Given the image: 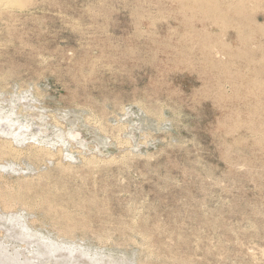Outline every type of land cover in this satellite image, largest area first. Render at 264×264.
I'll list each match as a JSON object with an SVG mask.
<instances>
[{
	"label": "rangeland",
	"instance_id": "obj_1",
	"mask_svg": "<svg viewBox=\"0 0 264 264\" xmlns=\"http://www.w3.org/2000/svg\"><path fill=\"white\" fill-rule=\"evenodd\" d=\"M24 1L0 12V243L31 264L48 243L120 264H264V0Z\"/></svg>",
	"mask_w": 264,
	"mask_h": 264
},
{
	"label": "bare ground",
	"instance_id": "obj_2",
	"mask_svg": "<svg viewBox=\"0 0 264 264\" xmlns=\"http://www.w3.org/2000/svg\"><path fill=\"white\" fill-rule=\"evenodd\" d=\"M37 1V0H36ZM43 1V0H42ZM193 1V0H192ZM211 0H198L197 2H198V4L197 5H199V7L198 8H200V9H207V11L206 12H209L208 11V4H209V2H210ZM224 1V0H223ZM230 2H232L233 0H229ZM241 1V0H240ZM29 2V1H28ZM160 2H162V1H160ZM173 2V1H172ZM188 2V1H187ZM186 2V3H187ZM190 2V1H189ZM188 2V3H189ZM196 2V3H197ZM212 3L213 2H215V3H218L219 2V0H212L211 1ZM221 3H222V1H220ZM227 2V1H226ZM23 3H27V1L25 2L24 0H0V12H3V11H7V10H22L23 9ZM34 3V2H33ZM171 3V2H170ZM192 3V2H191ZM195 3V4H196ZM235 3V2H234ZM236 3H237V0H236ZM256 3V2H255ZM183 4V3H182ZM193 4H194V2L192 3V6H193ZM194 4V5H195ZM214 4V3H213ZM212 4V5H213ZM227 4V3H226ZM246 4V3H245ZM245 4H244V6H245ZM260 4V3H259ZM262 4H263V2H262ZM36 5V4H35ZM34 5V6H35ZM56 5V4H55ZM188 5V4H187ZM222 5V4H221ZM236 5V4H235ZM240 5V4H239ZM242 5V7L243 8H241L240 10H242V9H245L244 8V6H243V4H241ZM32 7V5L29 3V7ZM176 6L178 7V5L176 4ZM189 6H190V4H189ZM238 6V5H237ZM247 6V5H246ZM36 7V6H35ZM177 7L175 8V9H177ZM211 6H209V8H210ZM217 7H219V6H217ZM222 7H224V6H222ZM227 7V6H226ZM232 7V6H231ZM249 7V6H248ZM190 8V7H189ZM197 8V7H196ZM220 8V7H219ZM240 8V7H239ZM26 9V8H25ZM192 9H193V7H192ZM214 9V8H213ZM210 10V9H209ZM212 10V9H211ZM210 10V11H211ZM223 10V9H222ZM234 10V9H233ZM235 10H237V9H235ZM239 10V11H240ZM213 11V10H212ZM230 11H232V10H230ZM242 11H244V10H242ZM249 12H250V10H248ZM202 12V11H201ZM227 12H229V10H227ZM234 12V11H233ZM246 12H247V10H246ZM211 13V12H210ZM237 13H239V12H237ZM244 13V12H243ZM141 14H142V12H141ZM140 14V15H141ZM201 14V13H200ZM202 14H204V13H202ZM202 14H201V16H202ZM212 14V13H211ZM215 14V13H214ZM213 14V15H214ZM230 14V13H229ZM248 14V13H247ZM253 13H251V15H252ZM1 15V14H0ZM216 16L217 15H219V14H215ZM214 15V16H215ZM231 15H232V13H231ZM243 15V14H242ZM248 15H250V14H248ZM200 16V15H199ZM237 16V15H236ZM245 15H243V17H244ZM197 17V16H196ZM229 17H231V16H229ZM238 17V16H237ZM241 17V13H240V16H239V18ZM245 17H248V16H245ZM250 17V16H249ZM248 17V18H249ZM204 18V17H203ZM224 18V17H223ZM253 18V16L251 17V19ZM30 19V18H29ZM28 19V20H29ZM205 19L207 20V18H206V16H205ZM209 19V18H208ZM212 19H213V17H212ZM240 19H242L243 20V18H240ZM245 20H247L246 18H244ZM26 20V19H25ZM210 20V19H209ZM225 20H227V19H225ZM230 20V19H229ZM250 20V19H249ZM203 21V20H202ZM221 21H222V19H221ZM239 21V20H238ZM244 21V20H243ZM2 22H4V21H2ZM210 22H211V20H210ZM213 22V21H212ZM211 22V23H212ZM231 22V21H230ZM234 22V21H233ZM232 22V23H233ZM246 22V21H245ZM251 22V21H250ZM20 23H21V21H20ZM24 23V22H23ZM225 23H227V21H225ZM240 23H242L243 24V22L242 21H240ZM247 23H248V21H247ZM257 23V22H256ZM1 24V23H0ZM8 24V23H7ZM12 24V23H11ZM224 24V23H223ZM228 24V23H227ZM230 24V23H229ZM239 24V23H238ZM238 24H237V26H238ZM241 24V25H242ZM251 24V23H250ZM250 24H249V26H247L248 28L250 27ZM15 26H16V24H14ZM18 25V24H17ZM225 25V24H224ZM232 25V24H231ZM244 25V24H243ZM252 25H254V23L252 22ZM257 25V24H256ZM260 24H258V26H259ZM262 26V25H261ZM6 28H7V26H5ZM11 27V26H10ZM239 27H241V26H239ZM243 27V26H242ZM246 27V28H247ZM257 27V26H256ZM255 27V28H256ZM263 27V26H262ZM1 28H3V27H1ZM0 28V29H1ZM9 28V27H8ZM13 28H14V26H13ZM12 28V29H13ZM22 28V27H21ZM224 28V27H223ZM234 28V27H233ZM245 28V29H246ZM252 28V27H251ZM10 29V28H9ZM228 29V28H227ZM257 29V28H256ZM5 30V29H4ZM242 30H244L243 28H242ZM255 30V29H254ZM263 30H264V28H263ZM9 31V30H8ZM223 31H225V29L223 30ZM256 31V30H255ZM4 32V31H3ZM237 32V31H236ZM249 32V31H248ZM257 33L256 34H260V32H258V31H256ZM209 33V32H208ZM238 33H240V32H238ZM264 33V32H263ZM262 33V34H263ZM205 34V33H204ZM258 34V35H259ZM4 35V34H3ZM192 35H193V33H192ZM196 35V34H195ZM194 35V36H195ZM212 35H214V34H212ZM244 35V34H243ZM8 37H9V35H7ZM197 36H199V35H197ZM237 36H239V34L237 35ZM252 36V35H251ZM257 36V35H256ZM2 36H0V38H1ZM8 37H7V40H8ZM186 37V36H185ZM202 37V36H201ZM203 37H206V38H204L205 40H207L208 38H209V36L207 37V35H203ZM212 37V36H211ZM240 37V36H239ZM249 37H250V35H249ZM260 37V36H259ZM258 37V38H259ZM192 38V37H191ZM190 38V39H191ZM200 38V37H199ZM198 38V39H199ZM215 38V37H214ZM216 38H218V37H216ZM243 38V37H242ZM253 38H254V36H253ZM262 38V37H261ZM260 38V39H261ZM189 39V38H188ZM194 39H196V38H194L193 37V40ZM197 39V41H199ZM250 39H251V37H250ZM263 40H264V36H263V38H262ZM2 40H4V39H1V41ZM6 40V39H5ZM4 40V41H5ZM6 40V41H7ZM10 40H12V39H10ZM184 40V39H183ZM193 40H189V41H191V43H192V41ZM238 40V39H237ZM247 40V39H246ZM6 41H5V43H6ZM187 41V40H186ZM185 41V42H186ZM241 41V40H240ZM244 41V40H243ZM251 41V40H250ZM250 41H248V43L250 42ZM181 42V41H180ZM180 42H178V44L180 43ZM258 42H260V41H258ZM8 43V42H7ZM203 43H204V40H203ZM208 43V42H207ZM247 43V44H248ZM255 43H256V41H255ZM261 43V42H260ZM259 43V44H260ZM188 43H185V45H187ZM200 44H202L201 42H200ZM206 44V43H205ZM211 45H212V41H211V43H210ZM210 44H208V45H210ZM247 44H245L244 46H246ZM250 44H252V43H249L248 44V46L250 45ZM258 44V45H259ZM196 45H198V44H196ZM207 45V46H208ZM181 46V45H180ZM183 46H184V44H183ZM195 46V45H194ZM213 46V45H212ZM251 46V45H250ZM256 46H257V44H256ZM173 47V46H172ZM191 47V46H190ZM195 47H197V46H195ZM214 47V46H213ZM252 47V46H251ZM17 48V47H16ZM187 48V47H186ZM188 48H189V44H188ZM198 49H200L199 47H197ZM247 48V47H246ZM245 48V49H246ZM250 48V47H249ZM181 49V48H180ZM195 49V48H194ZM207 49H208V47H207ZM211 49V48H210ZM213 49V48H212ZM218 49V48H217ZM260 49L262 50V47H261V44H260ZM190 50V49H189ZM192 50H193V44H192ZM192 50H190V51H192ZM215 50V49H214ZM223 50V49H222ZM194 51V50H193ZM192 51V52H193ZM197 51H200V50H197ZM206 51H208V50H206ZM240 51H241V49H240ZM242 51H243V49H242ZM252 51V50H251ZM188 52V51H187ZM186 52V53H187ZM200 52H202V50L200 51ZM264 52V51H263ZM174 53V52H173ZM199 53V52H198ZM214 53V52H213ZM175 54V53H174ZM192 54H194V53H192ZM195 54H197V53H195ZM194 54V55H195ZM254 54H256V53H254ZM253 54V55H254ZM178 55V54H177ZM181 55V54H180ZM180 55H178L179 57H180ZM200 55V54H199ZM250 55H251V53H250ZM206 56V55H205ZM204 56V57H205ZM175 57V56H174ZM195 57V56H194ZM203 57V56H202ZM207 57V56H206ZM176 59V58H175ZM196 59L197 58H195V59H193V60H195L196 61ZM205 59V58H204ZM208 60V59H207ZM207 60H206V62H207ZM245 60V59H244ZM250 60H252V59H250ZM243 61V60H242ZM227 62V61H226ZM229 62V61H228ZM227 62V63H228ZM232 62V61H231ZM234 62V61H233ZM244 62V61H243ZM211 63H212V60H211ZM211 63H210V65H211ZM201 64V63H200ZM199 64V65H200ZM209 63L207 62V65H208ZM245 64V63H244ZM257 64V63H256ZM204 65V64H203ZM206 65V64H205ZM217 65V64H216ZM215 65V66H216ZM225 65V64H224ZM242 65V64H241ZM255 65V64H254ZM212 66H213V64H212ZM222 66V65H221ZM244 66V65H243ZM255 66H257V65H255ZM201 67H199V69H200ZM245 68V67H244ZM263 68V67H262ZM205 69H206V66H205ZM209 69H211V67L209 68ZM218 69H219V67H218ZM241 68L239 67V70H240ZM259 69V68H258ZM200 70H202V69H200ZM212 70V69H211ZM228 70H230V69H228ZM242 70H243V68H242ZM249 70V69H248ZM248 70L246 71V73L248 72ZM209 71V70H208ZM204 72V71H203ZM227 72V71H226ZM226 72L224 73V74H226ZM235 72H236V70H235ZM249 72H251V70H249ZM200 73V72H199ZM206 73V72H205ZM210 73V72H209ZM212 73V72H211ZM230 73V72H229ZM253 73H255V71L253 72ZM212 74H214V73H212ZM219 74V73H218ZM217 74V75H218ZM238 74V73H237ZM240 75L239 76H241V73H239ZM256 74L258 75V73H255V76H256ZM211 75V74H210ZM215 75V74H214ZM219 75H221V74H219ZM218 75V76H219ZM228 75V74H227ZM262 75V74H261ZM260 75V76H261ZM206 77V76H205ZM220 77V76H219ZM227 77V76H226ZM225 77V78H226ZM231 77H233V76H231ZM245 77H246V75H245ZM262 77H263V75H262ZM200 78V77H199ZM211 78H213V77H211ZM216 78V77H215ZM214 78V79H215ZM236 78H238V77H236ZM244 78V77H243ZM208 80H209V78H207ZM213 79V80H214ZM212 79H210V81H211ZM221 80H222V77H221ZM220 80V81H221ZM227 80H228V78H227ZM230 81L232 80V79H229ZM228 80V81H229ZM234 80H235V78L233 79V82H234ZM240 80H242V79H240ZM224 81V80H223ZM222 81V82H223ZM262 81V80H261ZM226 83V82H225ZM236 83V82H235ZM241 83V82H240ZM262 83H264V82H262ZM205 84V83H204ZM218 84V83H217ZM228 84V83H227ZM232 84V83H231ZM219 85V84H218ZM233 86H234V84H232ZM244 85V84H243ZM261 85V83L259 82V86ZM237 86V88L238 87H242V85L241 86H238V85H236ZM246 86V85H245ZM245 86H243V88L245 87ZM247 86H249L250 87V85L248 84ZM207 87V86H206ZM229 87H230V85H229ZM217 88V87H216ZM215 88V89H216ZM219 88V87H218ZM218 88H217V90H218ZM253 88V87H252ZM231 90H232V87H231ZM236 90V89H235ZM241 90V89H240ZM243 90V89H242ZM246 90V89H245ZM244 90V91H245ZM220 91V90H219ZM218 91V92H219ZM237 91H238V89H237ZM215 92H217V91H215ZM217 92V93H218ZM239 93V92H238ZM237 93V94H238ZM219 94V93H218ZM223 94V93H222ZM234 94H236V93H234ZM220 95V94H219ZM219 95H216V96H218L219 97ZM246 95V94H245ZM223 96V95H222ZM226 96V95H225ZM212 98H214V96L212 97ZM234 98V97H233ZM232 98V99H233ZM238 99V98H237ZM240 99V98H239ZM238 99V100H239ZM241 99H242V97H241ZM214 100L216 101V98H214ZM245 100H246V98H245ZM245 100H243V101H245ZM262 101V100H261ZM0 102H1V100H0ZM229 102V101H228ZM241 102V101H240ZM25 103V102H24ZM23 103V104H24ZM262 103H263V101H262ZM26 104V103H25ZM24 104V105H25ZM27 104H28V102H27ZM248 104V103H247ZM23 105V106H24ZM254 105V104H253ZM28 106V105H27ZM231 106H233V105H231L230 104V107ZM248 106V105H247ZM234 107V106H233ZM232 107V108H233ZM251 107V106H250ZM30 108V107H29ZM224 108V107H223ZM242 108V107H241ZM256 108V107H255ZM237 109H239V108H237ZM237 109H235V110H237ZM230 110V109H229ZM247 110V109H246ZM238 111V110H237ZM252 111H253V109H252ZM249 111H247V113H248ZM251 112V111H250ZM254 113V112H253ZM235 115V114H234ZM260 115V114H259ZM226 117V116H225ZM234 117V116H233ZM239 117V116H238ZM237 117V118H238ZM236 118V117H235ZM10 118L9 117H0V125H1V123H3V121H6L7 122V124L9 125V129H11V128H13V127H11L12 126V122L10 123L9 120ZM225 119V118H224ZM227 119V118H226ZM240 120V119H239ZM237 121V120H236ZM244 121V120H243ZM238 122V121H237ZM236 122V123H237ZM235 123H233V125H234ZM17 125H19L18 127H16V129H15V131L16 132H12V133H10V137H12V139L16 142V144L18 145V143H20L21 144V142H23V141H26V139H27V136H25V134L26 135H28L27 133H24V135H22L23 133H22V131H24L23 130V126H25V125H23V126H21L20 124H18L17 123ZM229 125H232V124H230V121H229ZM232 125V126H233ZM238 126H239V123H238ZM11 127V128H10ZM248 127V126H247ZM3 128V127H2ZM27 129V128H26ZM236 129H237V127H236ZM241 129H242V127H241ZM7 130V129H6ZM1 131V130H0ZM8 131V130H7ZM13 131V130H12ZM249 131H252L251 130V128L249 129ZM26 132V131H25ZM7 134H9V133H7ZM2 135H3V133H2ZM7 139H10V138H8V137H6ZM30 138H31V140L32 139H34L35 138V136L34 135H31L30 136ZM29 138V139H30ZM5 141V140H4ZM34 141V140H33ZM6 143V142H5ZM11 143V142H10ZM23 143H25V142H23ZM7 144V146H9L7 149H11V147H10V144L9 143H6ZM4 146H5V144H4ZM20 146V145H19ZM22 146V145H21ZM16 147V146H15ZM18 147V146H17ZM13 148V147H12ZM20 148V147H19ZM9 149V151L11 152V151H14L13 149L12 150H10ZM5 151H7V150H5ZM13 153V152H12ZM28 154V153H27ZM17 155V154H16ZM23 156V155H22ZM26 156V155H25ZM24 156V157H25ZM17 157V156H16ZM3 224V226L5 227V229H6V231L8 232L7 233V235H6V237H7V239H15V240H23V241H25V243L26 244H30V243H32V242H36L38 245H42V244H39V241H36V239H32V240H30V239H28L29 237H31L32 235L31 234H29L28 233V231L24 228V227H21L20 225H18L17 223H10V227H8V229H7V226H6V223H2ZM4 229V230H5ZM40 249H39V255H40V261L38 262V263H36V264H120L117 260H114V259H106V260H104V259H98V258H89L88 256H85L84 254H81L80 252H76V251H74V250H72V249H65V250H62V248H59L56 244H54V243H48V244H43V246H40L39 247ZM21 256L18 254V252H16L15 250H12V251H8V249H7V246L6 245H4L3 244V242L2 243H0V264H31V261L30 260H21ZM32 264H35V262L34 263H32Z\"/></svg>",
	"mask_w": 264,
	"mask_h": 264
}]
</instances>
